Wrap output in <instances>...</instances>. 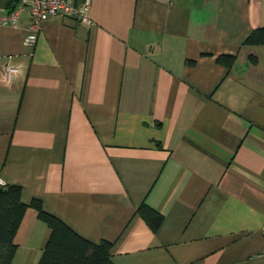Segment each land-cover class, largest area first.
<instances>
[{
    "label": "crops",
    "instance_id": "1",
    "mask_svg": "<svg viewBox=\"0 0 264 264\" xmlns=\"http://www.w3.org/2000/svg\"><path fill=\"white\" fill-rule=\"evenodd\" d=\"M87 16L48 18L32 47L25 15L0 27V184L111 241L114 264H264V48L241 45L264 0H89ZM47 234L27 208L10 264H36Z\"/></svg>",
    "mask_w": 264,
    "mask_h": 264
},
{
    "label": "trees",
    "instance_id": "2",
    "mask_svg": "<svg viewBox=\"0 0 264 264\" xmlns=\"http://www.w3.org/2000/svg\"><path fill=\"white\" fill-rule=\"evenodd\" d=\"M18 0H4L3 6L12 10ZM242 46L264 48V26L251 30L244 36ZM215 63L229 70L235 61L232 55L221 54L215 57ZM247 61L255 65L256 57L247 56ZM187 64H192L187 62ZM21 188L14 184H0V264H10L16 250L14 237L27 208L36 212L37 219L47 230L36 264H114L111 258V241L100 240L96 243L78 235L57 216L45 211L39 200L25 204L21 201ZM140 219L152 233L162 225L163 216L141 202L135 210Z\"/></svg>",
    "mask_w": 264,
    "mask_h": 264
},
{
    "label": "built area",
    "instance_id": "3",
    "mask_svg": "<svg viewBox=\"0 0 264 264\" xmlns=\"http://www.w3.org/2000/svg\"><path fill=\"white\" fill-rule=\"evenodd\" d=\"M89 0H18L15 7L0 14V27L18 29L23 15L28 20V34L24 43L33 46L36 34L42 24L50 17L70 19L84 27H91L93 23L87 16ZM15 68L5 67L4 73H15ZM264 240V224L259 229ZM264 256V247L262 253Z\"/></svg>",
    "mask_w": 264,
    "mask_h": 264
}]
</instances>
